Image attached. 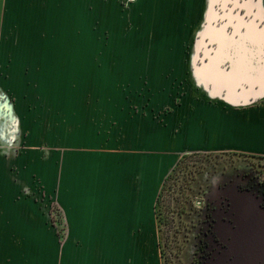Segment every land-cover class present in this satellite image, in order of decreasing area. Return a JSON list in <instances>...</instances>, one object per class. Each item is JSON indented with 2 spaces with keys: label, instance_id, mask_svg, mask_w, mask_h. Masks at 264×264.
Instances as JSON below:
<instances>
[{
  "label": "crops",
  "instance_id": "crops-1",
  "mask_svg": "<svg viewBox=\"0 0 264 264\" xmlns=\"http://www.w3.org/2000/svg\"><path fill=\"white\" fill-rule=\"evenodd\" d=\"M67 2L0 0V50L37 46V40L32 42L35 33L50 31L51 24L61 20L65 24ZM76 2L74 7L79 8ZM181 3L177 11L173 1L171 17L163 2L155 9L157 36L162 33L173 40L177 34L172 44L164 39V46L176 49L181 57L171 62L151 60L153 72L143 105L126 102L125 97L114 103L107 89L101 93L105 103H74L79 115H70L68 123L70 109L62 104L57 147L51 143L53 134L36 137L35 111L29 101L10 104V111L0 112V130L3 122L17 125L21 117L27 132L19 137L24 146L13 153L0 132V241H9V247H0V264H163L156 203L179 157L212 151L264 157V54L260 53L264 43L238 40L236 35L211 39L215 28L225 24L227 33L232 24H239L243 32V19L236 15L233 22L218 19L212 0ZM26 32L33 34L25 36ZM12 34L21 42L10 39ZM203 46L221 49L220 55H200L198 64L193 48ZM0 57L7 60L4 50ZM163 65H170L169 83L158 73ZM25 78L19 73L16 80L25 87ZM58 95L67 97L61 88ZM83 109L107 114L88 121L86 127ZM7 159L12 164L5 163ZM53 200L63 224L58 233L50 222Z\"/></svg>",
  "mask_w": 264,
  "mask_h": 264
},
{
  "label": "rangeland",
  "instance_id": "rangeland-1",
  "mask_svg": "<svg viewBox=\"0 0 264 264\" xmlns=\"http://www.w3.org/2000/svg\"><path fill=\"white\" fill-rule=\"evenodd\" d=\"M173 1L178 11L183 6L182 0H77L79 8L74 7V0H68L65 24L61 20V24H51L50 31L35 33L36 38L32 42L37 40V46H12L0 50H4L7 59L0 57L3 62H0V85L5 84L4 90L0 89V112L10 111V104L17 106V103L29 101L35 111L36 137L42 135L46 138L49 133L53 134L51 143L57 147L56 125L58 108L62 104H67L70 109L66 112L68 123L70 115H79L74 111V103L90 104L93 100L105 103L107 98L101 93H107V89L112 91L109 100L114 103H121L125 97L126 102L143 105L153 72L151 60L157 58L171 62L181 57L176 49L164 46V39L172 44L177 34L176 39L171 40L162 33L158 37L155 32V9L160 8L163 2L166 15L171 17ZM262 6L261 0H212L218 19L225 17V22H233L234 15L237 19L241 17L244 30L240 33V25L235 27L232 24L233 30L227 33L225 24L215 28L211 39L229 40L236 35V39L247 41L246 32L250 30L253 36L258 37L252 41L260 42L264 39ZM234 10L237 14H232ZM9 38H18L21 42V38L14 34ZM261 42L264 43L263 40ZM204 47L193 48L192 55L198 64H202L204 54H216L217 48ZM260 53L264 54L263 48H260ZM169 67L163 65L158 71L168 83ZM19 73L27 77L25 87L21 79L19 82L16 80ZM29 73L35 76L29 77ZM60 88L67 97L58 95ZM124 89H127L125 93ZM30 99H33L32 103ZM48 105L52 110L48 111ZM16 110L24 112L23 107L21 110L16 107ZM80 113L86 127L88 121H96L107 114L84 109ZM2 125L3 141L11 143L8 152L20 151L24 144L19 137L27 135L23 132L21 117L17 125L16 122L9 126L3 122ZM97 129L109 131L105 127ZM10 160H5V163H10ZM246 193L258 195L264 203V157L217 151L180 156L164 179L156 206L163 264H218L220 251L225 252L229 248L230 252L242 256L245 255L243 252L250 254L254 245L264 253V246L258 242L264 239V215L255 211L256 203L253 201L254 205H251L252 195ZM50 212L51 226L58 233L63 224L54 200ZM4 234L8 235L7 232ZM1 246L9 247V241H0ZM241 259L245 262V258Z\"/></svg>",
  "mask_w": 264,
  "mask_h": 264
},
{
  "label": "water",
  "instance_id": "water-1",
  "mask_svg": "<svg viewBox=\"0 0 264 264\" xmlns=\"http://www.w3.org/2000/svg\"><path fill=\"white\" fill-rule=\"evenodd\" d=\"M246 33L248 34L247 39H249V40H257L258 39L257 36L252 35L253 33H251L250 30H247ZM262 40L264 41V39L262 38L260 40V42ZM211 48L213 49L216 47H211ZM211 48L209 47V49H211ZM220 51H221V49H216V51H215L216 54L214 53L215 55H211V56H219ZM252 199L249 202L251 203V205L252 204L254 205V203H256V199L253 196H252ZM253 201H254V203H253ZM246 205L251 206L249 204H246ZM254 210H255V208H254ZM255 211L259 212V210L257 208ZM258 242L261 243L262 246H264V239H259ZM250 250H251L250 254L243 252L245 255L239 256V254H237L236 252L234 253L232 251L230 252L229 248H227L225 252H222L219 254L218 264H238V261H239V259H241V257L245 258V262L243 261L244 264H250L251 261H252L251 264H264V253L259 252L258 249H256L255 245ZM262 257H263V260H262Z\"/></svg>",
  "mask_w": 264,
  "mask_h": 264
},
{
  "label": "flooded vegetation",
  "instance_id": "flooded-vegetation-1",
  "mask_svg": "<svg viewBox=\"0 0 264 264\" xmlns=\"http://www.w3.org/2000/svg\"><path fill=\"white\" fill-rule=\"evenodd\" d=\"M246 194H251V195L256 199V207H257V209H258L260 212H262L263 215H264V203L259 199V196H258V195H255V194H253V193H246ZM230 205H231V203H230ZM229 210H230V209H229ZM229 210L227 211V214L229 213ZM227 220H228L229 224L232 223L231 220H230V218L228 217V215H227ZM230 222H231V223H230ZM224 246H225V247H224L223 249L226 248V245H224ZM223 251H224V250H223ZM220 253H222V251H220ZM238 264H244V263H243V260L239 259Z\"/></svg>",
  "mask_w": 264,
  "mask_h": 264
},
{
  "label": "trees",
  "instance_id": "trees-1",
  "mask_svg": "<svg viewBox=\"0 0 264 264\" xmlns=\"http://www.w3.org/2000/svg\"><path fill=\"white\" fill-rule=\"evenodd\" d=\"M162 188H163V186H162ZM162 188H161V190H160V193H161V191H162ZM159 196H160V194H159ZM158 202H159V197H158V200H157V203H156V206L158 205ZM157 210V209H156ZM158 215V214H157Z\"/></svg>",
  "mask_w": 264,
  "mask_h": 264
}]
</instances>
